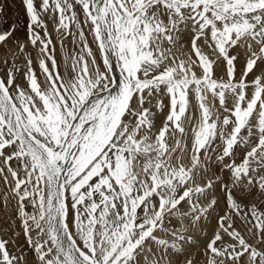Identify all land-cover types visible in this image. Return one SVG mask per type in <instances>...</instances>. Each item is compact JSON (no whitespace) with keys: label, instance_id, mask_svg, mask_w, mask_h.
Masks as SVG:
<instances>
[{"label":"snow or ice","instance_id":"snow-or-ice-1","mask_svg":"<svg viewBox=\"0 0 264 264\" xmlns=\"http://www.w3.org/2000/svg\"><path fill=\"white\" fill-rule=\"evenodd\" d=\"M21 3L0 264H264V0Z\"/></svg>","mask_w":264,"mask_h":264},{"label":"rangeland","instance_id":"rangeland-1","mask_svg":"<svg viewBox=\"0 0 264 264\" xmlns=\"http://www.w3.org/2000/svg\"><path fill=\"white\" fill-rule=\"evenodd\" d=\"M0 6H2L4 9L2 19L6 20V21L16 22L17 27L19 29V32L17 34L20 36V38L22 40H26L27 39V30H26L27 16L25 14V10H24L23 4L21 3V0H0ZM12 11H16V13L12 12ZM9 12H12V13H9ZM20 12H21V14L19 15L18 13H20ZM16 14H18L17 15L18 17H16ZM20 16L22 18H24L25 25H23V26L21 25V19L20 20L17 19ZM49 30L50 31L52 30L51 25H49ZM53 39L55 41V34H53ZM68 47L71 48L70 43L68 44ZM56 55H57V58L60 59L62 62V58H61L62 56H61V53L59 51V46H57ZM37 71H39V69H37ZM38 74H39V72H38ZM2 189H3V184H2V182H0V190H2ZM5 238H7V237H5ZM22 239L23 238L21 237V241H22Z\"/></svg>","mask_w":264,"mask_h":264},{"label":"bare ground","instance_id":"bare-ground-1","mask_svg":"<svg viewBox=\"0 0 264 264\" xmlns=\"http://www.w3.org/2000/svg\"><path fill=\"white\" fill-rule=\"evenodd\" d=\"M15 9V8H14ZM16 10V9H15ZM12 12H15L16 13V11H12ZM12 12H9V13H12ZM18 12V11H17ZM8 13V14H9ZM19 15L21 14V12L20 13H18ZM18 14H16V17H18L17 15ZM22 16V15H21ZM19 17V18H17L18 20H20L21 19V25L23 26V25H25V23H24V18H22V17ZM62 58V57H61ZM37 72H39V71H37Z\"/></svg>","mask_w":264,"mask_h":264}]
</instances>
